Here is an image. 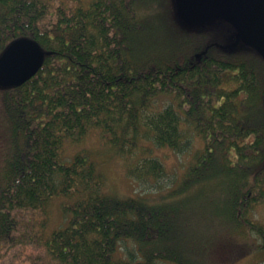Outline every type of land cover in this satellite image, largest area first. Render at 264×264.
Masks as SVG:
<instances>
[{
    "label": "trees",
    "instance_id": "16d2710c",
    "mask_svg": "<svg viewBox=\"0 0 264 264\" xmlns=\"http://www.w3.org/2000/svg\"><path fill=\"white\" fill-rule=\"evenodd\" d=\"M178 22L197 28L174 0H0V54L20 37L44 52L0 86V258L37 241L55 264L264 262V56ZM92 129L137 181L166 174L155 150L200 146L168 189L119 195L85 152L63 153ZM58 195L64 222L33 234L24 212L45 220Z\"/></svg>",
    "mask_w": 264,
    "mask_h": 264
},
{
    "label": "rangeland",
    "instance_id": "374dc122",
    "mask_svg": "<svg viewBox=\"0 0 264 264\" xmlns=\"http://www.w3.org/2000/svg\"><path fill=\"white\" fill-rule=\"evenodd\" d=\"M165 20L166 21L162 22H167L168 29L171 28L169 23L170 20L167 18H165ZM182 24V22H178L180 29H190ZM220 24H222L221 20L211 19L204 24L196 25L195 27L197 28H192L190 30L201 31L204 35L219 39L224 44H230L234 42L236 39L235 30L228 25L222 27ZM148 30L153 32L155 35H160L163 33V27L159 25H151L149 26ZM166 102L171 103L169 97H160L157 100V105H161ZM191 146L192 147L190 150L186 153H178L166 148L155 150L154 153L160 156V159L166 168V174L158 181H152V183L144 180L137 181L128 177L124 171L122 158L117 155L111 147L104 143V140L99 136L96 130L92 129L89 131L77 143H71L67 141L64 145L63 153L69 157L75 152H85V154L88 155L91 160H94L96 162L97 168L104 175V190L119 195H135L137 193H143L142 195L149 196L151 195L150 192L153 191L154 193L155 185H161L163 191L173 185L171 181L179 174L182 164L190 156L191 151L194 150L195 147L200 146V140H193ZM64 201L68 202L69 198L60 195L55 196L50 203L48 214L45 220L38 212H24V217H27L26 219L28 220L31 219V224H29L28 228L30 229L31 226L33 234L39 233L42 234V237H45L53 227L64 222V214H62L61 211V202ZM193 204L206 203L201 202V200L196 203L191 201L190 205ZM197 209L200 211L199 206ZM255 216L264 221V204L259 206ZM126 244L129 245L128 248H132L133 244L131 242H126ZM251 258L252 256L250 259ZM26 260L33 261V264H55L46 254L42 243L37 241L21 242L20 244L7 249L0 258V264H24ZM247 260L248 259L241 260L239 263H245Z\"/></svg>",
    "mask_w": 264,
    "mask_h": 264
},
{
    "label": "water",
    "instance_id": "95a60500",
    "mask_svg": "<svg viewBox=\"0 0 264 264\" xmlns=\"http://www.w3.org/2000/svg\"><path fill=\"white\" fill-rule=\"evenodd\" d=\"M179 17L197 25L221 18L235 28V36L264 56V0H175ZM44 52L32 39L13 40L0 54V86L19 85L41 66ZM264 102V98H263Z\"/></svg>",
    "mask_w": 264,
    "mask_h": 264
}]
</instances>
